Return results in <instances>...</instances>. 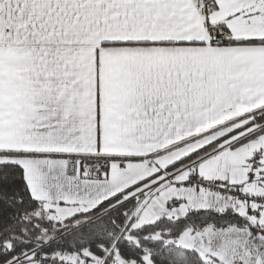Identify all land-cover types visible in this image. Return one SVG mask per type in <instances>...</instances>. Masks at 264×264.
Here are the masks:
<instances>
[{
	"label": "snow or ice",
	"instance_id": "obj_1",
	"mask_svg": "<svg viewBox=\"0 0 264 264\" xmlns=\"http://www.w3.org/2000/svg\"><path fill=\"white\" fill-rule=\"evenodd\" d=\"M0 264H264V0H0Z\"/></svg>",
	"mask_w": 264,
	"mask_h": 264
}]
</instances>
